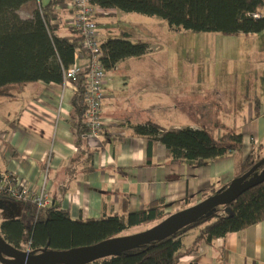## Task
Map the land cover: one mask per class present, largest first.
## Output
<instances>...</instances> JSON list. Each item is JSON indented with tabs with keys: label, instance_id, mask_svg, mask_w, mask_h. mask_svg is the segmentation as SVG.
Segmentation results:
<instances>
[{
	"label": "crops",
	"instance_id": "crops-1",
	"mask_svg": "<svg viewBox=\"0 0 264 264\" xmlns=\"http://www.w3.org/2000/svg\"><path fill=\"white\" fill-rule=\"evenodd\" d=\"M49 1H31L19 15L30 19ZM71 10L67 4L63 35L70 33ZM118 15L111 10L97 18L101 41L127 36L147 44L148 52L107 71L102 114L107 132L101 138L79 132L77 85L35 82L10 86L0 96V172L16 175L34 191L45 184L51 207L76 221L140 213L154 202H162L170 216L183 210L187 199L203 201L202 192L212 187L218 193L227 189L241 160L259 147L264 153V32L202 34L201 61L229 62L225 50L236 48L230 56L246 65L243 71L233 69L235 81L215 80L211 68L167 63L163 45L146 41L147 30L123 28ZM111 17L117 25L110 26ZM88 63L87 56L77 60L83 70ZM148 123L163 130H206L215 139L239 133L243 146L202 164L177 159L163 144L150 145L134 133L135 126ZM198 233L196 229L185 237L184 252ZM181 264H264V222L202 244L185 254Z\"/></svg>",
	"mask_w": 264,
	"mask_h": 264
},
{
	"label": "trees",
	"instance_id": "trees-1",
	"mask_svg": "<svg viewBox=\"0 0 264 264\" xmlns=\"http://www.w3.org/2000/svg\"><path fill=\"white\" fill-rule=\"evenodd\" d=\"M34 0H0V96L9 86L35 82L64 84L65 72L75 62L76 53L89 57L82 49L83 36L73 24L70 33L61 34L66 26L65 8L71 0H50L39 6L30 19H23L19 11ZM105 11H121L148 18L165 20L176 32L250 35L264 32V0H90ZM72 14L73 10L70 11ZM104 15V14H103ZM100 33V32H99ZM100 41L101 57L106 71L128 58H139L148 52L147 44L133 43L127 36ZM88 69L81 70L75 84L79 90L75 107L79 117V132L88 134L85 126ZM257 108V107H256ZM134 133L148 139L151 145L159 142L177 159L200 164L241 150L243 135L228 132L215 139L206 130L191 128L163 130L154 123L135 126ZM260 147L239 162L237 178L247 173L261 159ZM0 172V181L2 180ZM219 194L214 187L202 192V197ZM0 199H12L0 193ZM15 200V199H12ZM18 201V200H15ZM23 211L19 218L2 222L1 236L21 251L38 254L44 250L68 252L89 247L127 234L131 229L157 224L169 214L162 202H154L145 211L121 216L76 221L65 210L19 201ZM185 200L182 209L194 205ZM264 222V183L250 188L228 206L219 207L193 225L170 237L158 239L130 252L110 256L91 264H181L182 257L195 252L202 244L230 233L243 231ZM198 229L192 248L184 252V239Z\"/></svg>",
	"mask_w": 264,
	"mask_h": 264
},
{
	"label": "water",
	"instance_id": "water-1",
	"mask_svg": "<svg viewBox=\"0 0 264 264\" xmlns=\"http://www.w3.org/2000/svg\"><path fill=\"white\" fill-rule=\"evenodd\" d=\"M262 183H264V158L219 194L180 210L147 230L112 238L74 251L44 250L34 254L30 251L18 250L0 234V262L4 264H91L110 256L130 252L158 239L170 237L193 225L211 211L230 205L244 192Z\"/></svg>",
	"mask_w": 264,
	"mask_h": 264
},
{
	"label": "built area",
	"instance_id": "built-area-1",
	"mask_svg": "<svg viewBox=\"0 0 264 264\" xmlns=\"http://www.w3.org/2000/svg\"><path fill=\"white\" fill-rule=\"evenodd\" d=\"M69 4L74 11L72 24L83 36L81 46L89 55V63L86 67L89 73L86 91L85 126L90 136L101 138L107 132V124L102 117L107 71L100 59V33L97 18L103 15L105 10L91 4L90 0H71ZM81 56H83L81 53H76L74 64L65 72L64 85H76L75 81L82 70L77 64V60ZM0 193L18 201L31 202L40 209L49 208L52 203L45 184L39 191H34L29 184L14 174L2 175ZM0 264L4 263L0 262Z\"/></svg>",
	"mask_w": 264,
	"mask_h": 264
},
{
	"label": "rangeland",
	"instance_id": "rangeland-1",
	"mask_svg": "<svg viewBox=\"0 0 264 264\" xmlns=\"http://www.w3.org/2000/svg\"><path fill=\"white\" fill-rule=\"evenodd\" d=\"M38 7V6H37ZM119 13V17L117 19L122 20V26L123 28H132L133 31L135 29L137 30H147L148 35L146 36V41L148 42H158L159 44L163 45L166 49L165 53V60L167 63L171 64H179V65H193V66H201L207 67V69L210 70L211 68V74L213 70H216V72L213 74V77H215V80L220 79L222 76L223 80L225 81H235L237 77L231 74L233 72V69L236 71H243L246 68V65L242 62H235V57L230 56L236 48L226 49L225 50V56L229 55V62L225 60H222L220 58L219 61H208L205 59H202L201 56L202 52L205 47V41L204 37H202V34L206 33H193V32H187V31H180V32H171L169 31V25L168 23L160 18H148L144 17L138 14H127L121 11H117ZM24 14V13H22ZM121 17V18H120ZM125 19V20H123ZM110 26L117 25L118 22L114 21V19L111 17ZM135 23L138 24L135 25ZM211 44V43H210ZM209 45V44H208ZM204 58V57H203ZM240 60H243V58H240ZM229 70H228V69ZM220 70V71H219ZM221 72V73H219ZM230 72V73H229ZM228 73V75L226 74ZM237 73V72H236ZM248 80L251 78L249 76ZM6 90H10V86L7 87ZM22 212V204L19 201H15L12 199H0V223L4 222L7 219L18 217ZM152 224L145 225L138 228L129 231L127 234H135L144 230H147L151 228Z\"/></svg>",
	"mask_w": 264,
	"mask_h": 264
}]
</instances>
